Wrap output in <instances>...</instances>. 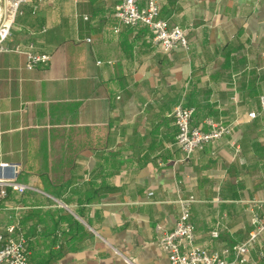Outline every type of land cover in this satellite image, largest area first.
Returning a JSON list of instances; mask_svg holds the SVG:
<instances>
[{
  "label": "crops",
  "instance_id": "0c3cea01",
  "mask_svg": "<svg viewBox=\"0 0 264 264\" xmlns=\"http://www.w3.org/2000/svg\"><path fill=\"white\" fill-rule=\"evenodd\" d=\"M119 2L27 4L13 43L50 62L0 56V231L26 238L28 264H170L161 232L191 197L209 250L264 218V0H158L160 17L188 30L189 49L169 52L148 27L122 24ZM179 104L194 126L232 133L185 159ZM245 264H264V232Z\"/></svg>",
  "mask_w": 264,
  "mask_h": 264
},
{
  "label": "built area",
  "instance_id": "2783aa9c",
  "mask_svg": "<svg viewBox=\"0 0 264 264\" xmlns=\"http://www.w3.org/2000/svg\"><path fill=\"white\" fill-rule=\"evenodd\" d=\"M54 0H3L0 15V56L6 52H15L25 56V67L33 70L40 65H46L51 60V54L38 52L33 43H13L12 29L18 15L23 13L27 4L38 9L41 5ZM120 0L115 5L114 15L122 24L129 26H145L152 32V42L165 52L176 48L189 49L188 30L180 26H170L168 21L160 17L158 0ZM115 31H119L115 27ZM90 40V39H88ZM264 99V98H263ZM194 108L179 104L174 107L172 117L177 127L176 144L185 155L190 158L196 151L205 145L232 133L230 124L207 120L209 129L193 125ZM251 118L255 112L249 114ZM7 165V164H2ZM19 191H24L28 186L15 182H7ZM5 192L4 190L2 191ZM194 198L180 200L181 214L171 230L161 232L160 247L168 255L170 264H245L249 260L250 251L257 244L264 232V218L255 214L253 229L248 237L231 247L209 250L196 243V232L191 221V204ZM7 230L12 234L15 226ZM213 236H218L214 231ZM262 255L263 252L260 251ZM29 251L27 240L24 236L14 237L5 235L0 231V264H28Z\"/></svg>",
  "mask_w": 264,
  "mask_h": 264
},
{
  "label": "rangeland",
  "instance_id": "374dc122",
  "mask_svg": "<svg viewBox=\"0 0 264 264\" xmlns=\"http://www.w3.org/2000/svg\"><path fill=\"white\" fill-rule=\"evenodd\" d=\"M3 7V0H0V8L2 9Z\"/></svg>",
  "mask_w": 264,
  "mask_h": 264
}]
</instances>
